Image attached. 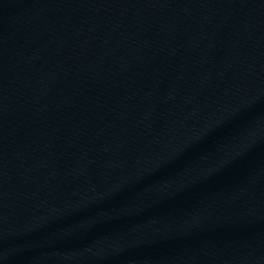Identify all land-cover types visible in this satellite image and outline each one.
Here are the masks:
<instances>
[{
  "label": "water",
  "instance_id": "1",
  "mask_svg": "<svg viewBox=\"0 0 264 264\" xmlns=\"http://www.w3.org/2000/svg\"><path fill=\"white\" fill-rule=\"evenodd\" d=\"M0 264H264V0H0Z\"/></svg>",
  "mask_w": 264,
  "mask_h": 264
}]
</instances>
